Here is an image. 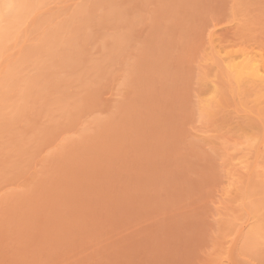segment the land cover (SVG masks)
Here are the masks:
<instances>
[{"label": "rangeland", "instance_id": "1", "mask_svg": "<svg viewBox=\"0 0 264 264\" xmlns=\"http://www.w3.org/2000/svg\"><path fill=\"white\" fill-rule=\"evenodd\" d=\"M0 264H264V0H0Z\"/></svg>", "mask_w": 264, "mask_h": 264}, {"label": "bare ground", "instance_id": "2", "mask_svg": "<svg viewBox=\"0 0 264 264\" xmlns=\"http://www.w3.org/2000/svg\"><path fill=\"white\" fill-rule=\"evenodd\" d=\"M246 67L248 68V69H250L252 72H253V74H258L259 72H261L260 70H261V68H260V66L258 65V64H255V62H248L247 64H246ZM260 75V74H259ZM258 75V76H259ZM257 76V75H256Z\"/></svg>", "mask_w": 264, "mask_h": 264}]
</instances>
